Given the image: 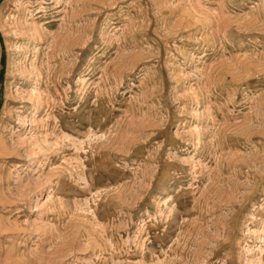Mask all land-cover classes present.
Instances as JSON below:
<instances>
[{
    "label": "rangeland",
    "instance_id": "obj_1",
    "mask_svg": "<svg viewBox=\"0 0 264 264\" xmlns=\"http://www.w3.org/2000/svg\"><path fill=\"white\" fill-rule=\"evenodd\" d=\"M0 264H264V0H0Z\"/></svg>",
    "mask_w": 264,
    "mask_h": 264
}]
</instances>
